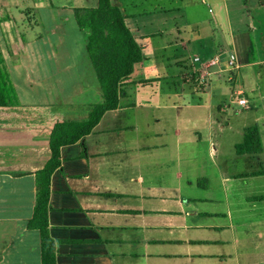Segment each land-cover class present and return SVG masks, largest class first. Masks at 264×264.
Returning <instances> with one entry per match:
<instances>
[{
	"label": "crops",
	"instance_id": "0c3cea01",
	"mask_svg": "<svg viewBox=\"0 0 264 264\" xmlns=\"http://www.w3.org/2000/svg\"><path fill=\"white\" fill-rule=\"evenodd\" d=\"M152 1L149 9L124 13L144 61L125 83L119 108L107 112L84 140L61 148L48 211L56 262L264 264V175H253L264 167V151L236 152L244 130L253 125L264 146V87L253 75L264 67V0H222L226 43L235 52L230 57L236 56L233 68L224 66L218 48L214 56L204 49V58L192 62L188 53L205 20L192 24L189 34L195 36L187 43V23L170 17L178 14L185 21V7ZM98 5L99 0H0V264H42L40 231L29 223L38 174L52 157L53 129L88 122L103 102L87 50L90 32L77 19L79 11ZM217 32L214 28L216 40ZM170 48L177 54L164 56L183 70L185 83L199 77L212 82L214 76V88L207 80L194 89L209 95L210 104L185 103L184 87L169 82L152 86V80L163 78V68L154 64ZM215 57L221 62L212 72L206 65ZM232 70L241 74L243 89L232 92L228 108L238 105L236 97L246 98L250 107L241 112H253V119L238 128V141L228 150L223 135L232 126L214 117L211 101L228 94L222 75ZM243 70L253 71L247 81ZM137 73L144 77L134 79ZM154 94L161 99L153 101ZM225 107V101L216 105L219 115Z\"/></svg>",
	"mask_w": 264,
	"mask_h": 264
},
{
	"label": "trees",
	"instance_id": "16d2710c",
	"mask_svg": "<svg viewBox=\"0 0 264 264\" xmlns=\"http://www.w3.org/2000/svg\"><path fill=\"white\" fill-rule=\"evenodd\" d=\"M126 18L113 0H99L97 8L85 9L77 14L79 25L90 32L87 50L102 87L103 102L94 106L88 122L58 124L53 129L50 145L52 157L38 174V199L34 217L29 223L30 229L40 231L42 264H57L55 241L49 232L48 211L51 176L61 168V148L84 140L107 112L119 108L120 99L125 95V83L133 75L136 66L144 61L143 49L128 28ZM2 65L0 56V75ZM263 151L260 128L257 125L247 127L244 141L236 146L237 154L255 156ZM253 175H264V167Z\"/></svg>",
	"mask_w": 264,
	"mask_h": 264
},
{
	"label": "rangeland",
	"instance_id": "374dc122",
	"mask_svg": "<svg viewBox=\"0 0 264 264\" xmlns=\"http://www.w3.org/2000/svg\"><path fill=\"white\" fill-rule=\"evenodd\" d=\"M77 1V0H75ZM86 1V0H83ZM119 1L121 0H113V3L122 8V11L124 13H126V15H128L127 13H131V12H139V11H143V9H149L151 7V4L153 3L152 0H123L122 4L119 3ZM134 1L135 3H137V5H140V8L138 9H134L133 7H131L130 2ZM140 2L142 4H140ZM250 4H254V2H256V0H250L249 1ZM148 3L149 5L147 6ZM168 8H172V9H177L178 7H185V14H184V18L186 19L185 21L180 20V18L178 17V14H176L175 16H170V17H176L178 18L179 23H187V26L184 27V33L183 35L185 36L186 42H190L189 40L192 39L195 35L189 34V31L192 30V24H197L199 23V21H204L202 23H200L199 26V32H195L196 34H199V36H201L198 41L195 42L194 46L191 47V52L188 53V57H191L192 62L196 57H203V55L201 54V52L206 49V50H211L213 51V56H214V50L216 48H218L220 54H224L223 55V62L225 63L224 66H228L227 62L229 63V59H230V55L231 54H235V52L233 51L232 48H230V45H228L226 42L229 40L226 32H229L228 30V17H227V11H225L224 5L222 0H168ZM145 4V5H144ZM263 15H264V9L262 11ZM217 16L218 17V23H219V27L218 25H216L215 21L216 19H214V17ZM264 17V16H263ZM214 28L217 29L219 32H217V36L219 34L218 40L215 39V33H214ZM224 35H223V33ZM237 33H242V35L245 34V31L240 30ZM246 34H249L246 31ZM258 33H254V35H257ZM263 33H260V35ZM222 37V38H221ZM260 37V36H259ZM262 38V36H261ZM239 40H243V37L237 39ZM225 47L226 50H223V48L221 49L220 46ZM231 49V50H230ZM264 53V48L262 47L261 49ZM223 51V52H221ZM177 54L176 49H167L166 52L162 53V59L160 61H156L154 65L157 64V66H160L161 68H163V72L162 70L160 72V74H163V78L161 79H155L152 80V86L157 89L160 88L162 86H165V84H167V82H169L170 86H177V87H184L185 89V95H183L182 97H180V99H182L183 101H185V103H192L194 104H202L204 105L205 103H209L210 104V100H209V95H204L200 90V92H195L194 89L196 88L197 85H199L201 82H203V78L199 77L198 78V82L197 83H185L183 81V77H182V72L183 70H179V68L177 66H175L174 64L170 66L169 60L165 58L164 55H169L172 56L173 54ZM161 56V54L159 53L158 56ZM197 55V56H196ZM230 67V66H229ZM232 68V67H230ZM256 72L253 71H242L243 75L245 77V80L247 81V77L248 74L253 72V75L256 74V79L258 80V83L261 87H264V67L263 68H256ZM214 68L212 69V72H214ZM176 76H180V78L176 77ZM223 81L222 84L225 87V89L228 90V94L225 96V98H221L219 101H211L212 102V106L214 105V117H218L220 120H222L224 124L229 123L232 126V131L225 133L223 136V142L225 143V146L227 148L228 146V150L231 147V143L234 141H238V137L236 136V131L238 130V128L245 124V123H251V120L253 119V112H241L242 108L239 105H233L230 108H228L229 104V97L230 95H232V92L237 93L239 89H243V81H242V76L240 73H238L235 70L229 71V72H225L223 75ZM142 77H144L143 75H139L137 73V75L134 77V79H141ZM161 77V76H160ZM169 77V78H168ZM173 79H170L172 78ZM178 78V79H176ZM229 78H231L232 80H230ZM168 79V80H166ZM208 80V84L210 85V87L214 88V76L211 78L212 82L210 81V79H205V82ZM217 80V79H216ZM1 83V80H0ZM217 83V82H216ZM202 84V83H201ZM206 85V83H204V85H201V87H204ZM181 93V92H180ZM155 96H152V100L156 101L157 99L160 100L161 97L157 96L156 94H154ZM237 95H235L236 97ZM165 98V96H163ZM238 99V97H236ZM175 98L173 96H170L168 98L169 102L171 103ZM225 101L226 106L225 110L226 112H224L223 114L219 115L218 114V110H216V105H219L221 102ZM231 102V100L229 101ZM250 118V120H249ZM253 123V122H252ZM239 166V165H238Z\"/></svg>",
	"mask_w": 264,
	"mask_h": 264
},
{
	"label": "built area",
	"instance_id": "2783aa9c",
	"mask_svg": "<svg viewBox=\"0 0 264 264\" xmlns=\"http://www.w3.org/2000/svg\"><path fill=\"white\" fill-rule=\"evenodd\" d=\"M201 61V59L200 58H195L194 59V62L195 63H197V62H200ZM220 62H221V60H220V58L219 57H215L214 59H212V60H210V62L206 65V68L208 69V68H213L215 65H219L220 64ZM235 64H236V56H231L230 57V59H229V65H230V67H234L235 66ZM203 82H201L199 85H198V89L200 88H202L201 87V85H204V83H206L205 82V79L203 78V80H202ZM242 95V93H240V94H238V96H241ZM237 104L240 106V107H242L243 109H248L250 106H249V102H248V100L246 99V98H242V97H240V98H238L237 99Z\"/></svg>",
	"mask_w": 264,
	"mask_h": 264
}]
</instances>
